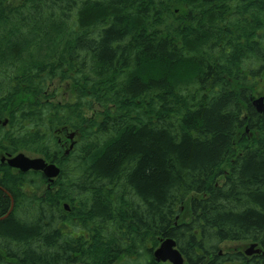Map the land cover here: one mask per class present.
<instances>
[{
	"label": "trees",
	"instance_id": "trees-1",
	"mask_svg": "<svg viewBox=\"0 0 264 264\" xmlns=\"http://www.w3.org/2000/svg\"><path fill=\"white\" fill-rule=\"evenodd\" d=\"M261 70L264 0H0V152L59 168L0 164V264L153 262L166 238L185 264H264Z\"/></svg>",
	"mask_w": 264,
	"mask_h": 264
},
{
	"label": "water",
	"instance_id": "water-1",
	"mask_svg": "<svg viewBox=\"0 0 264 264\" xmlns=\"http://www.w3.org/2000/svg\"><path fill=\"white\" fill-rule=\"evenodd\" d=\"M263 99L264 97H260L252 101V105L257 113H264ZM68 138L71 140L73 135L70 134ZM67 153L68 151H66V154ZM0 162L1 164H6L7 167L15 169L20 173H26L28 171L41 172L50 184L59 175V168L55 164H48L42 158H31L25 156L22 153L15 154L14 156L9 155L7 157H2ZM10 212L11 209L8 210L7 214ZM174 247V241L171 239H166L160 244L159 248L153 252L154 259L156 261L163 262L169 261L172 264H183L180 253ZM257 253H259V250L255 249V245H251L247 250L244 251L246 256Z\"/></svg>",
	"mask_w": 264,
	"mask_h": 264
},
{
	"label": "rangeland",
	"instance_id": "rangeland-1",
	"mask_svg": "<svg viewBox=\"0 0 264 264\" xmlns=\"http://www.w3.org/2000/svg\"><path fill=\"white\" fill-rule=\"evenodd\" d=\"M253 83L252 84H248V87L250 88L251 86V91H252V97L251 99H257L260 96H262L264 94V71L262 72L261 70V74L258 76H254L253 77ZM54 92H56L55 95V102H60L63 103L66 100H70L71 99V94L68 88H66L62 83H60L58 80L54 81L52 86L50 87L49 91H48V95H53ZM96 113H99V109L96 110ZM73 138H75V134L73 135ZM67 140V139H66ZM68 141V140H67ZM1 156H5L4 153L0 152V157ZM1 164V162H0ZM2 165H6V164H2ZM14 173L15 171L12 170ZM46 186V185H45ZM18 190L21 193H24L26 190H30V188L28 187H24L22 188V186H17ZM34 190V189H33ZM42 192V190L39 192V194ZM68 212V211H67ZM181 218L179 217V222L182 221H186L185 220V214L183 212H180ZM77 224V221L72 220V224L69 226V222H68V226L65 225L61 228H59V231H63L64 233L68 234V235H75L74 233H78V231H76V228L74 227L75 224ZM80 232L82 233V230L80 229ZM84 232V231H83ZM85 233V232H84ZM84 238H82L83 240ZM220 249L221 251H228V250H234V249H238L240 251H244L246 249H248L250 247V244H245V242L241 243L238 241L235 242H228L225 241L222 244H220ZM132 260V259H131ZM1 262H5L4 260ZM115 264H146L143 261H130V260H126L125 258L123 259H119V261H117Z\"/></svg>",
	"mask_w": 264,
	"mask_h": 264
},
{
	"label": "flooded vegetation",
	"instance_id": "flooded-vegetation-1",
	"mask_svg": "<svg viewBox=\"0 0 264 264\" xmlns=\"http://www.w3.org/2000/svg\"><path fill=\"white\" fill-rule=\"evenodd\" d=\"M264 95V94H263ZM16 190H17V188H15V191L14 192H16ZM0 191L4 194V195H6L7 197H8V199H9V209L8 210H10L11 209V212H12V210H13V208H14V206H15V194L13 193V192H10V191H8V190H6V189H2V188H0ZM18 193H20L19 192V190L17 191ZM58 205V204H57ZM85 232V231H84ZM84 232H82L81 233V236H82V238H84L85 237V233ZM55 241L56 242H51L50 244L51 245H53V244H55V245H53L56 249H59L60 247H62L63 245H60L59 243H58V239H55ZM66 246V245H65ZM83 246V245H82ZM61 254H64L65 252H60ZM180 254H181V252H180ZM67 255L68 256H72L71 258H70V260H69V263H67V264H83V263H78V262H76V260H77V256L76 255H78V252L76 253V248L75 247H72V249L71 250H67ZM182 255V254H181ZM182 257H183V259H184V261L186 260L185 258H184V256L182 255ZM154 259V258H153ZM55 261V260H54ZM55 262H53V264H54ZM56 264H59V263H56ZM146 264H172V263H170L169 261H156V260H154L153 262H149V261H147L146 262Z\"/></svg>",
	"mask_w": 264,
	"mask_h": 264
},
{
	"label": "bare ground",
	"instance_id": "bare-ground-1",
	"mask_svg": "<svg viewBox=\"0 0 264 264\" xmlns=\"http://www.w3.org/2000/svg\"><path fill=\"white\" fill-rule=\"evenodd\" d=\"M254 100H255V99H254ZM252 101H253V100H252ZM64 155H65V156L68 155V153L66 154V150L64 151ZM62 206H63V208H64L65 211H69V208H68L67 205H62ZM53 241L56 242L55 240L52 239L51 242H53ZM51 242H50V243H51ZM50 243H49V244H50ZM53 245H55V244H53ZM250 245H252V244H250ZM65 254H67V252H65L64 255H65ZM65 264H66V263H65Z\"/></svg>",
	"mask_w": 264,
	"mask_h": 264
}]
</instances>
